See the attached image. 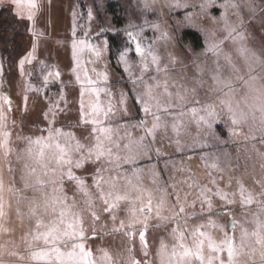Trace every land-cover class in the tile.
Instances as JSON below:
<instances>
[{"label":"snow or ice","instance_id":"6c2138e0","mask_svg":"<svg viewBox=\"0 0 264 264\" xmlns=\"http://www.w3.org/2000/svg\"><path fill=\"white\" fill-rule=\"evenodd\" d=\"M11 4L17 9V15L24 18L25 11L28 20L33 19L32 9L36 7L33 0H11ZM217 4V0H169L166 4L169 12L182 11L183 20H177L178 26H192L195 17L198 15L195 11L199 8V15L206 16L209 10ZM245 9L249 15V21H255L257 16L256 0H225L219 7L225 11L220 19L224 21V35L220 38L209 40L205 38V47L200 55L213 57L214 67L210 69V79L212 87L208 91L216 93V101L210 102V98L205 95L201 98L188 97V88L184 85H178L175 79L169 75L170 69L167 64L161 66V57L154 51L153 45L156 40L167 41L169 34L167 31H161L158 23H150L145 20L144 24L151 27L159 35L152 42H144L140 37L144 31V26H140L139 32H133L128 28L124 29L127 37L126 44L118 50V63L124 64L125 72H130L129 53L133 50L139 58L140 75L132 78L131 83L134 86L133 94L120 92L119 109L117 115L121 118L132 120L137 112L143 113V116L136 120V128L142 131V135L133 138L131 134L126 137L127 142L121 143L113 139V129L105 127V121L111 122L113 110L116 108L111 101L106 107H101L99 103V93L105 92L111 96L112 93L106 89L97 87L101 81L107 82L108 75L103 72H96V79L90 78L87 71L79 68L77 52L85 48L92 55L99 59L103 51H110L107 41H104V47L93 45L85 35V39L79 44L73 43V61L77 67L72 69L73 73L83 71L81 75H76L77 82L80 83V110L77 127H83L85 131L90 129L89 135L93 143H82L79 138L71 132H64L62 128L55 127V117L57 115V105H49L43 112L47 127L42 128L41 132H47V136H39L35 139L31 137L26 139L29 147L26 149L28 157L36 166L25 164V175L21 176L24 180L23 190L34 189L42 190L45 187H51V197L45 196L44 209L47 213L51 209L50 218L45 220L37 215V205L35 201L29 209V215L35 217L34 227L21 237L25 245L27 256L14 248L9 250L5 245L0 244V264H5L3 257L5 253L9 257H15L17 262L27 261V264H98L93 260L92 252L86 249L82 242L88 237L82 226V217L77 214H71L70 208L76 204L75 194L72 199V205L68 204L70 199L65 191V185L71 188L75 187L76 193L84 198L85 210L90 212L93 219V236L95 238V222L100 219V213L96 210L95 201L99 200L103 207L102 212L107 213L113 221V232L123 231L125 235L131 238L134 235L135 225H141L139 230V239L141 251L145 257L149 255L148 244L145 233L149 227V220L153 214L157 219V227L170 222H175L177 227L171 229L172 237L177 241L169 252L167 245L161 241V246L157 250L159 264H241L240 257L246 255L250 264H256V258L259 264H264V219L259 215L254 218L255 228L249 232L243 225H238V221L233 215V209L228 207L236 203V192L226 191L219 187L213 172H220L218 162L213 159L209 161V155L203 153V149L211 147L208 138L224 143L221 140V132L218 131L220 125L227 128L229 140L233 137L243 136L245 141L252 142V148L258 156L264 158V152L257 148V143L264 147V37L260 38L259 48L250 47L247 42V33L242 31L246 29V21L241 9ZM150 6L145 0L144 10H149ZM234 9L236 20L229 22L228 11ZM264 12V8H260ZM89 19L92 18V12L89 10ZM216 18H213L215 21ZM261 28H264V19L260 21ZM134 27L130 25V28ZM74 35H75V29ZM104 29L97 35L99 38ZM215 37V32L212 33ZM226 42L235 46L236 56L243 61L246 67V73L239 67L237 60L233 58L232 51L225 49ZM188 47L191 51V46ZM182 54L187 57V53ZM31 53L28 57L20 60L21 69L25 61L31 62ZM171 65L177 62L176 56L168 55ZM221 61H223L221 63ZM155 70L157 74L163 73L162 79L156 76L146 80L145 77L150 69ZM95 71V70H93ZM197 73L202 74L203 70L197 66ZM227 73V74H226ZM59 77V72L50 73ZM195 85L203 88L204 81L199 77H193ZM45 85L48 83V77L44 78ZM237 84H242L247 91L237 98ZM142 89L137 91L136 88ZM161 89V91H157ZM196 93L197 88L191 89ZM85 93L91 97L95 94L96 101H89L85 105ZM5 103H10L7 97H2ZM61 99H64L61 96ZM62 111V110H61ZM223 113V117L221 116ZM51 115V119L49 116ZM228 121L231 126H228ZM189 123L196 125V136L192 138V143L185 145L181 138L187 135ZM171 128V135L168 128ZM242 125H248V134L240 130ZM127 127V125H124ZM3 125L0 124V148L5 150V156L10 151L7 148L8 133L4 132ZM164 130L162 139H168L174 146L175 151L183 154L185 147L195 152L201 150L200 160L203 166L208 170V183L200 184L197 180L189 177L188 187L197 190L185 192L181 197L179 191H175L176 185L172 188L175 195V202L168 204L169 193L160 187V173L156 171L158 164H152L154 155L157 162L160 161L166 153L162 147H155L157 136L161 130ZM223 155L228 156L227 152ZM192 157H189L191 159ZM147 159L148 171L151 173L152 183L157 186L156 190L161 192L159 199L154 201L153 190L145 188L142 184L141 174L145 171L140 166V161ZM238 159V158H237ZM171 161H165V169ZM107 165V166H105ZM37 167L42 170L44 177H50L48 180L36 176ZM264 168V164L261 165ZM91 169V171H90ZM124 169V171H121ZM130 169V171H129ZM11 171V168H9ZM76 170L90 172L91 185L87 183V177L78 175ZM106 173H115V175H105ZM25 176H36L34 183H28ZM123 180L126 191H118L119 182ZM259 184V192L248 190L244 184L237 179V189L239 193V202L241 207L255 204L259 212L264 214V178L255 181ZM231 179L229 180V184ZM107 188V191L105 190ZM95 189V192H93ZM9 192L19 191L9 187ZM132 192L137 193L136 201H139V208H135L136 201H133V208L130 210V219L127 224L120 221L119 227H116V210L121 201H127ZM189 195H194L191 204L188 203ZM221 202L223 207L219 210L215 207V201ZM200 204L201 217L207 219L196 225L190 233L179 228L181 221H185L187 207H192L196 203ZM11 203L6 202L4 198V183L0 179V236L10 233L13 230L8 227L9 215L11 212ZM167 211V215H165ZM196 215L195 213L189 214ZM16 216L21 218L19 208L16 209ZM71 216V218H69ZM213 216H223L224 224H219ZM231 224L233 230L240 228V242L236 243V238L226 231L227 225ZM219 229L223 232V239L216 241L210 234V230ZM191 237V245L186 243L188 236ZM254 239V245L246 242ZM63 246V247H62ZM207 250V254H205ZM104 251V250H99ZM131 253V249H129ZM226 253V259L223 254ZM101 259L105 264H112L107 252H104ZM128 264H153V261L145 259L136 260L129 256Z\"/></svg>","mask_w":264,"mask_h":264},{"label":"crops","instance_id":"0c3cea01","mask_svg":"<svg viewBox=\"0 0 264 264\" xmlns=\"http://www.w3.org/2000/svg\"><path fill=\"white\" fill-rule=\"evenodd\" d=\"M143 15V16H141ZM139 18L142 17L145 21L146 19L149 20V18L153 17V14L149 11H143L142 13L138 14ZM96 17V16H95ZM214 17L210 15L209 13L206 16H201L198 14L196 16V24L195 27L186 28L185 30H192L198 33V35L201 38V44L199 47L195 48L192 44L189 42H184V45H181V29L182 28H176L173 27L172 24L169 23H163L160 25L161 31H167L169 34V39L167 41L163 40H156L155 44L153 45L154 51L157 52V54L161 57V66L163 67L165 64L169 66L170 72L169 75H171L178 85H184L188 88V97L189 99L195 97V98H201L203 99L205 95L210 98V102L216 101V93L208 91L210 87H212V82L210 79V69L214 67L213 65V59L210 58L209 60H203L204 58H207L208 56L200 55L205 47V38L204 34L212 35L213 30L217 24H214L212 21ZM204 19V20H203ZM147 20V21H148ZM211 20V21H207ZM143 21V22H144ZM199 21V24H198ZM143 22L141 24H143ZM150 23H154V20L149 21ZM198 24V26H197ZM144 26V31L141 33V39L144 42H152L156 39V37L159 35V32H155L151 27L147 25H140ZM140 26L133 28H128L129 30L133 32H139ZM100 28L97 31V34L89 36L88 40L93 45H99L101 48L104 47V41H107V36L111 34H117V46L111 49V59L109 57L110 51H103L102 55L99 59L95 58L92 53H90L87 48H85L83 51L77 52V58L79 60V68H82L87 71V74L90 78L96 79V72H103L108 75V81L105 83L101 81L97 84V87L106 89L107 91L111 92L112 95L109 96L105 92L99 93V103L101 107H106L108 102L111 101L114 105H116V108L113 110L112 113V119L109 123L108 121H105V127H111L113 129V139L117 140L121 143H126V137L128 134H131L133 138H138L140 135H142V131L139 128L134 127L136 120L141 118L143 116V113L137 112L136 117L132 120H128L126 118H121L120 115H117L116 110L119 109V99H120V92L123 89L125 92L129 93L130 95L133 94L134 86L131 83L130 76L132 78L138 77L140 75V64H139V58L135 55L134 48L129 53V67L130 72H125V65L118 63L117 55L118 50L123 48L126 44L127 37L124 33V29L126 28H113V30H105L103 31V34L97 38V35L101 33ZM219 30V31H218ZM120 31V32H119ZM217 31L220 34V37L223 36V28L221 26ZM216 33V32H215ZM89 34V33H88ZM122 36H119V35ZM225 34V33H224ZM219 37V38H220ZM77 44L81 41L80 38H78ZM70 40H58V42L61 45L66 46L68 52L71 51V58H70V66L67 69V72H69L68 76L65 77L62 81H59L58 77L55 75H47L48 77V83L51 87H54L55 90H59V92H54V94L51 93V99L48 98V101L45 102L43 105L44 109L47 110L48 106L51 105H57L58 109L57 115L55 117V127L62 128L64 132H71L81 140L82 143L85 144H91L93 143L92 137L89 135L90 129L88 131H85L83 127H77L78 121H79V110H80V83L76 80V75L79 74L83 78L84 72L79 71L77 73H73L72 69L74 67H77V65L74 64L73 61V50L72 45L69 42ZM109 45V44H108ZM191 46V51H189L188 47ZM71 46V48H70ZM168 46L172 51V55L176 56L177 62L175 65H171L168 60V55L165 54L164 50L165 47ZM250 47H254L253 44L249 45ZM227 48H230L231 45L228 44L226 46ZM235 47V46H234ZM65 48V49H66ZM62 50V47H61ZM184 53H187V57L182 54V51ZM63 54V50H62ZM233 58L238 60V58L232 53ZM63 60V59H61ZM185 60H189V63L185 62ZM223 61H221L222 63ZM61 65V64H60ZM239 67L243 70V63L238 64ZM199 66L203 72L202 74L197 73L196 68ZM185 67L184 69H182ZM95 70V71H93ZM54 74V72H51ZM227 74V73H226ZM163 73L157 74L153 69H150L148 74L146 75L145 79L150 80L151 77L156 76L157 79H162ZM68 77V78H67ZM193 77H199L202 79L205 83L203 88H200L199 86L195 85L193 82ZM30 87H33V84L37 83L36 77L33 75H30ZM193 87L197 88L196 93H192L191 89ZM238 88L237 92V98L244 95V92L239 88V86H236ZM137 91H142L139 86L136 88ZM157 91H161V89H157ZM61 96L64 97V99H61ZM1 98V95H0ZM97 97L95 94H92L91 97L88 93H85V105L89 103V101H96ZM1 107V103H0ZM31 110V107H30ZM62 110V111H61ZM221 116L223 117V113H221ZM51 115L49 116V119H51ZM47 123V122H46ZM124 125H127L125 127ZM32 128L30 129L29 137L35 139L36 137H39L41 135L47 136V132H41L42 128L47 127L45 126L38 127L36 125H31ZM228 126H231V122L228 121ZM218 131L221 132V140L224 141V143H219L218 141L212 140L211 138H208L209 144L211 147L203 149V153H207L209 155V161L215 159L218 164L219 168L222 169L220 172H213V175L216 177V180L218 182L219 187L224 188L226 191L229 192H236L237 195L235 197L236 203L233 205H229L228 207L233 209V215H235L238 225H243L247 220L251 218H255L257 215L260 216V218L264 215L260 213H253L252 211L256 210L258 207L253 204L250 206L241 207L239 202V193L237 189V179H239L244 186L253 192L258 193L259 192V184H257L255 181L260 180L264 178V168L261 167L262 164H264V158H261L256 154V152L252 148V142L251 141H245L244 137H233L231 140H229L227 128L222 124L218 127ZM240 130L244 132L245 134H248L249 127L248 125H242L240 127ZM187 135L182 136L181 142L185 145L192 143V138L196 136V125L194 123H189L187 127ZM164 130L162 129L157 136V143L155 147H162L166 153H171V155H165L160 159L159 162H157L155 156H152L151 163L152 164H158V167L156 171L160 173V180L161 184L160 187L163 188L167 193L171 194L168 197V204L171 205L175 202V195L172 194L174 192L172 185H176L175 191H179L181 197H183L185 192H195L197 190L190 189L188 187V183H185V181H189V177L194 178L197 180L200 184H207L209 177H208V170L203 166V162L200 160V155L203 154L201 150L197 149L195 152H193L191 149L185 147L184 153H178L175 151L174 146H172L168 139H162ZM168 133L171 135V128L169 124ZM23 150H26L29 145L27 141L22 145ZM257 148L264 152V147L260 146L257 143ZM26 152V151H25ZM23 152V153H25ZM224 152L228 153V156L223 155ZM27 153V152H26ZM189 157H192L189 159ZM28 161L25 162V164H28L31 166H36L33 164V161L28 157ZM238 158V159H237ZM165 161H171L172 163L168 164V168L165 169ZM149 161L147 159L140 161V166L145 169V171L141 174L142 176V184L145 188L152 189L153 190V197L154 201L159 199L161 192L157 191V186L152 183L151 179V173L147 169ZM22 163L21 165H23ZM20 165V166H21ZM107 166V165H105ZM14 174L16 176L17 168L13 166ZM91 171V169H90ZM121 171H124V169H121ZM130 171V169H129ZM22 168H20V175ZM78 175H84L87 177V183L91 185V175L90 172H83L81 170H76ZM105 175H115V173H106ZM36 176H40L41 179L48 180L50 177H44L42 175V170L37 167V173ZM36 176H25V180H27L28 183H34ZM21 179V177H20ZM231 179V183L229 184V180ZM30 193V202H29V208L33 206L32 202L35 201L38 212H44V220L47 222V220L50 218L51 209L48 210V212H45L44 209V199L45 196L51 197V187H45L42 190H34V189H28ZM107 191V188L105 189ZM65 191L67 192V195L69 196L68 204L72 205V199L73 195L75 194L76 204L74 207L70 208L71 214H77L79 217H82V226L85 228L92 227L93 228V219L92 216L89 214H86L85 204H84V198L76 193V189L74 186L69 188V186L65 185ZM118 191L123 193L126 191L124 181L121 180L118 185ZM93 192H95V189H93ZM137 193L132 192L130 194V198L127 201H121L119 208L116 210V227H119L120 221L123 220L125 224L129 222L130 219V210L133 208V201H136ZM194 199V195H189L188 197V203L191 204L192 200ZM96 210L100 213V218L102 215L110 217L107 213H104L101 211L103 205L99 200L95 201ZM139 201H136L135 208H139ZM215 207L217 210H219L223 205L218 200L215 201ZM195 213L196 215L190 216L189 214ZM200 213V204L197 202L192 207H187L184 215L186 217L185 221H181L179 224V228L184 229L186 232L190 233L191 230L204 220H206V217H201L199 215ZM167 211H165V215H167ZM71 218V216L69 217ZM214 220H216L219 224H224V217L223 216H213ZM87 221V222H86ZM98 225H95V230H98L95 232V238L93 239V234L89 235V240L86 243V249L91 250L92 253L100 254L99 250L97 251V247L104 246L105 243L110 244L105 248V252H107L110 259L112 258H124L126 259V262H123L121 264H128L129 256L131 255L136 260L142 259H154L153 261L156 264V261L159 260L156 253L157 250L161 246V241H163L167 245V249L170 252L172 247L177 244V241L172 237L171 229L174 227H177V224L173 221L170 223H167L165 225H161L157 227V219L155 218V215L153 214L152 218L149 220V227L145 233L146 241L148 244V253L149 255L145 257L144 253L141 251V243L139 239V230L141 228V225L137 224L135 225L134 235L129 238V236L125 235L123 231H117L113 232V221L110 217V220H103L96 221ZM96 224V223H95ZM102 224L103 226H100ZM244 226V225H243ZM226 231L229 235L234 236L236 238L235 242H240V229L239 226L237 229L233 230L231 227V224L229 223L227 225ZM211 236L216 240L220 241L223 239V232H221L219 229L216 230H210ZM93 243V245L91 244ZM186 243L191 245V237L188 236ZM246 243H254V239L250 240ZM96 246V247H95ZM129 249H131V253H129ZM104 251H102V254L100 256L103 257ZM205 254H207V250H205ZM224 258L226 259V253L223 254ZM241 264H250L248 262V257L246 255H242L240 258ZM114 262V261H113ZM105 264V263H102ZM116 264V263H115ZM157 264L159 262L157 261ZM256 264H259L258 257L256 258Z\"/></svg>","mask_w":264,"mask_h":264},{"label":"rangeland","instance_id":"374dc122","mask_svg":"<svg viewBox=\"0 0 264 264\" xmlns=\"http://www.w3.org/2000/svg\"><path fill=\"white\" fill-rule=\"evenodd\" d=\"M33 2L36 5L32 9L33 19L28 20L26 11L24 18L16 14L17 9L11 4V0H0V9H7L15 14V18L11 17L10 20L14 21L16 25L7 31H3V27L0 25V95L1 98L7 97L10 101V103H5L3 99H0V124L3 125L2 130L8 133L7 148L10 150L5 156V150L0 148V179L4 183L5 201L10 202L12 206L8 227L13 230L0 236V244L5 245L9 250L16 248L25 256H27V252L21 237L34 227L35 217L29 215L30 193L29 190H23L25 181L20 179V168H22L21 174L25 175V162L28 161L26 150H23L22 145L26 141L24 138L29 137L31 133V125L41 127L47 124L43 116V105L48 101V98L52 101L51 90H53L51 91L53 94L54 92H59V90L54 91V87L50 88L49 83L45 85L44 78L53 71L54 73L59 72L58 80L62 81L69 74L67 69L70 66L72 54L71 51L68 52L66 46H60L58 40H70L69 42L73 46L74 42H78V38L84 40L86 34L87 37L95 35L100 28H103L104 31L117 28L112 24L110 13L107 10L109 3L112 4L116 13L124 16L125 22L121 28H130V25L136 27L144 25V19L142 17L139 18L138 14L145 11V0H33ZM168 2L169 0H147L150 6L147 11L152 13L153 17L149 18V20L145 17V20H154V23H159L160 25L163 23L172 24L175 27V32L178 28H182L180 32L181 45L183 46L184 42L191 44V41L184 40L182 32L186 28L195 27L196 17L192 26H178L176 21L183 20L184 13L182 11L169 12L166 7ZM224 2L225 0H217V4L209 10L208 13L216 18L215 21L212 20L214 24H217L213 30L216 35L215 37L208 35V31L207 34H204V38L207 37L211 40L220 37L217 29L220 26L223 29L225 27L224 21L220 19L221 14L225 10L219 5ZM256 4L257 16L255 21H249L247 11L243 9V5L241 6L246 21V29H242V31L247 33L248 45L253 44L254 48H259L258 42L261 37H264V28H261L260 24L261 19H264V12L260 11V8H264V0H256ZM89 10L92 12L91 19H89L88 15ZM195 11L199 14L200 10L197 8ZM234 11V9H229L228 11L229 22L236 20V16L233 14ZM142 22L143 24H141ZM119 36L122 35L120 34ZM228 44L231 47L227 49L225 47V49L232 51L236 56L234 45L230 42H226L225 45L228 46ZM29 53H31V62L25 61L21 69L19 62L28 57ZM164 53L166 55L172 54L173 51L166 46ZM210 58L213 57L208 56L203 60L210 61ZM185 62L189 63V60H185ZM237 63L242 64L243 61L238 58ZM242 66L243 72L246 73L245 65ZM30 75L36 77L38 83H34L33 87H30L29 83ZM236 86H239L244 94L247 91L242 84H237ZM22 163L24 164L21 165ZM13 166L18 171L16 176L13 172ZM9 168H11V171ZM9 187L19 191L9 192ZM17 208H19L21 213L20 219L16 216ZM252 212L260 213L259 208ZM86 214L91 216L90 212H86ZM37 215L44 219V212L37 211ZM105 218L110 220V217L102 215L100 221L105 220ZM261 219H264V217L262 216ZM95 223V225H98L97 222ZM243 225L249 232L253 231L255 228L254 218L247 220ZM100 226L103 225L100 224ZM84 229L86 236L89 238V235L93 234V228L85 226ZM97 231L95 230V232ZM87 240L89 239L82 241L85 246L88 242ZM91 244L93 245V243ZM252 244L254 245V243ZM109 245L108 243H105L104 246L99 245L97 251L105 250ZM100 254H102V251ZM100 254L92 253L91 258L98 261V264L105 263L101 259L102 256ZM3 260L5 264H27V261L17 262L15 257H9L7 253H5ZM143 260L145 259H140V261ZM149 260L153 261L154 259ZM157 261L159 262V260ZM111 262L112 264L127 263L126 259L119 257L112 258ZM153 264H155L154 261Z\"/></svg>","mask_w":264,"mask_h":264},{"label":"trees","instance_id":"16d2710c","mask_svg":"<svg viewBox=\"0 0 264 264\" xmlns=\"http://www.w3.org/2000/svg\"><path fill=\"white\" fill-rule=\"evenodd\" d=\"M108 12L110 13V18L112 20V24L117 27V28H121L124 26V16H120V14L116 13L114 8L112 7V4L109 3L108 8H107ZM15 14L7 9H0V25H2L3 27V31H7L10 28H12L15 25L14 21H11V17H14ZM16 26V25H15ZM120 32V31H119ZM182 35L184 37V40L186 41H191V44L197 48L200 46L201 44V38L198 35V33H196L195 31L192 30H184L182 32ZM117 34H111L107 36L108 39V44L110 46V54L109 57L111 59L112 56V51L111 49L117 46Z\"/></svg>","mask_w":264,"mask_h":264}]
</instances>
